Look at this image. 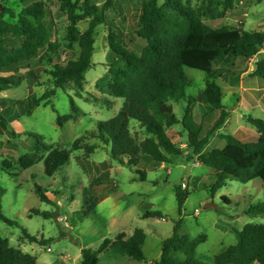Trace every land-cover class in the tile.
Instances as JSON below:
<instances>
[{"label": "rangeland", "instance_id": "obj_1", "mask_svg": "<svg viewBox=\"0 0 264 264\" xmlns=\"http://www.w3.org/2000/svg\"><path fill=\"white\" fill-rule=\"evenodd\" d=\"M38 0H7L6 8L20 12ZM49 7L46 21L51 40L59 43L57 54L41 50L39 57L31 62H22L8 72L20 77L16 87L0 93V112L11 108L7 115L11 130L0 133V186L5 194L0 197L2 214L13 224L0 217V236L11 245L38 259L42 264H80L82 249L97 248L105 239L115 240L121 233L131 235L142 228L147 241L144 255L148 264L159 260L162 241L173 235L176 224L181 221L179 235L196 238L207 236L199 246L195 258L213 264L215 255L237 241L234 233H225L223 222L242 229L249 223H264V207L254 214L246 212L252 205L264 202V184L260 179L243 184L229 180L226 187L214 196L211 186L216 182V171L202 165L198 158L188 161L193 150L188 147L189 131L183 124L188 102L170 101L179 122L168 128L172 140L183 149L182 155H171V163H157L142 156L140 164L132 169L121 166L110 157V147L104 146L93 134L99 121H108L118 114L124 100L111 97L108 85L125 67L109 48L107 29L99 26L95 34V53L91 69L86 74L84 93L78 95L73 85L65 92L55 87L51 72L56 66H66L80 56L78 43L69 46L67 40L69 21L60 10V0H45ZM102 7L107 0H94ZM197 18L213 28L243 27L247 31H264V0H235L234 8L224 10V0L213 6L212 12L201 9V0H182ZM145 0H115L114 8L105 13L106 20L120 28V37L137 53L146 42L136 35L138 17ZM162 5L164 0H158ZM207 7V4H205ZM208 14V15H207ZM89 23L82 21L78 28L84 32ZM264 50L262 51V53ZM260 56V55H259ZM259 56L251 59L237 58L229 65L217 64L214 77L222 88L223 102L231 113V119L218 134H230L244 142L257 140L259 132L246 122V117L264 120V79L253 76ZM190 80L188 96L194 98L188 118L200 138L206 136L218 119V110L202 101L207 75L198 70L185 68ZM45 93H53L50 100L58 113L44 107L38 100ZM70 97L79 108V115L59 127L58 114L75 115ZM92 97L100 98L96 102ZM112 102L105 104L104 100ZM131 127L137 131L139 140L145 138V130L137 122ZM41 136L47 147L71 150L70 162L54 176L44 172L41 162L31 169L19 164L22 156L34 152ZM79 140V150H72ZM96 146L88 155L87 146ZM226 141L216 136L208 151L224 149ZM45 156V153H41ZM12 168L7 172L5 163ZM146 173V181H140ZM185 184V187L183 186ZM42 188L49 203L41 201L36 187ZM189 193L182 213H179L176 190ZM228 198L225 202L223 198ZM207 203L217 208L205 210ZM199 209L200 213L195 214ZM32 210L50 212L52 218L31 213ZM160 211L166 219L144 218L148 212ZM86 214V216H85ZM232 217L228 219L226 217ZM222 222V223H221ZM29 237H35L32 243ZM48 241V243H43ZM184 259L183 255H178ZM100 264H146L129 257L107 258L100 256ZM257 264V263H254Z\"/></svg>", "mask_w": 264, "mask_h": 264}, {"label": "trees", "instance_id": "obj_2", "mask_svg": "<svg viewBox=\"0 0 264 264\" xmlns=\"http://www.w3.org/2000/svg\"><path fill=\"white\" fill-rule=\"evenodd\" d=\"M201 1V9L206 13L212 12L213 6L221 4L219 0ZM114 2L115 0H107L100 7L94 0H60V10L67 15L69 21V46L78 43L80 56L77 60H70L64 67L56 66L51 72L57 89L66 92L68 86L73 85L78 95H82L85 91L86 74L93 63L96 29L102 25L106 27L108 46L125 65L107 87L111 97L124 100L123 106L110 120L99 121L93 133L104 146L110 147L111 159L132 169L140 164L142 156L166 164L171 163V155H182L183 149L168 134V128L179 122L169 102L186 100L188 107L183 124L189 131L188 147L193 150L188 161L197 157L202 165L216 171L217 180L210 188L213 196L226 187L229 180L247 184L260 179L264 184V120L246 117V122L260 134L252 142H244L230 134H218L226 126L231 113L223 102L222 88L215 81L213 71L217 64L229 65L237 58L251 59L260 55L252 75L264 79V31H247L243 27L213 28L197 18L182 0H164L162 5L158 0H146L142 5L136 30V35L146 42V46L141 53H137L121 39L120 28L105 18V13L114 8ZM234 3L235 0H224V10L233 9ZM48 13L49 7L45 0H38L20 12L8 7L0 12V73L8 72L22 62L36 60L41 50L58 53L60 45L51 40L46 21ZM82 21L89 23L84 32H80L78 28ZM185 68L202 71L207 75L202 101L220 111L219 118L203 138L188 122L194 98L187 94L190 80L185 74ZM19 83L20 77L15 73L0 74V93ZM52 95L53 93H45L38 102L45 101L44 107H51L58 113L50 100ZM92 98L96 102L101 101L100 98ZM104 102L112 104L106 99ZM70 104L75 115L58 114L59 127L79 115V108L73 97H70ZM10 112L11 108L0 112L1 134L8 130L14 133L7 117ZM132 121L145 130L143 140H139L137 131L131 127ZM216 136L226 141L225 148L208 151V146ZM33 137L38 144L34 152L20 158L19 164L23 169H31L43 162L45 174L54 176L70 162L71 150L47 147L41 136ZM96 148L94 145L87 146L88 155L93 154ZM79 149L77 140L72 150ZM41 153H45V156ZM11 168L12 165L6 162L4 169L8 172ZM139 173L140 181H146V173ZM36 193L41 201L49 203L50 200L41 187H36ZM4 194L5 190L0 186V197ZM188 197L189 193L184 194L181 188L176 190L179 213H182ZM223 200L228 202V198L224 197ZM263 207L264 202L257 203L246 213L252 215ZM31 213L52 218L50 212L32 210ZM0 217L13 224L2 214L1 205ZM144 218L166 219V216L155 211L148 212ZM181 224L179 221L173 235L162 241L161 256L153 264H206L198 261L195 256L199 246L206 242L207 236H181ZM233 232L237 238L236 244L215 255L213 264H264V223H249L240 230L234 227ZM28 238L32 243L37 242L35 237ZM146 241L147 235L142 228H137L132 235L121 233L115 240L105 239L95 249H82L80 264H100L101 255L110 259L129 257L148 264L144 255ZM180 254L184 259L178 257ZM0 264L42 263L36 257L13 247L8 239L0 236Z\"/></svg>", "mask_w": 264, "mask_h": 264}, {"label": "crops", "instance_id": "obj_3", "mask_svg": "<svg viewBox=\"0 0 264 264\" xmlns=\"http://www.w3.org/2000/svg\"><path fill=\"white\" fill-rule=\"evenodd\" d=\"M3 1H7V0H3ZM145 1H146V0H145ZM257 78H258V77H257ZM219 116H220V111L218 110V118H219ZM230 119H231V117H230ZM230 119H229V120H230ZM229 120H228V122H229ZM228 122H227V124H228ZM227 124H226V125H227ZM225 127H226V126H225ZM225 127H224V128H225ZM220 132H221V131H220ZM221 223H222V222H221ZM223 226H224V229H223V230H224L225 233H234V232H233V228H234V227H233L232 223H230V222H223ZM234 234H235V233H234ZM131 235H132V234H131ZM236 242H237V241H236ZM235 244H236V243H235ZM160 256H161V254H160ZM159 258H160V257H159Z\"/></svg>", "mask_w": 264, "mask_h": 264}, {"label": "water", "instance_id": "obj_4", "mask_svg": "<svg viewBox=\"0 0 264 264\" xmlns=\"http://www.w3.org/2000/svg\"><path fill=\"white\" fill-rule=\"evenodd\" d=\"M4 9H5V7L0 3V12H1L2 10H4ZM212 208H217V205L214 204V203H207V204H205V206H204V209H205V210L212 209Z\"/></svg>", "mask_w": 264, "mask_h": 264}, {"label": "built area", "instance_id": "obj_5", "mask_svg": "<svg viewBox=\"0 0 264 264\" xmlns=\"http://www.w3.org/2000/svg\"><path fill=\"white\" fill-rule=\"evenodd\" d=\"M183 186L185 187V184H184V183H183ZM199 213H200V210H199V209H196V210H195V214L198 215Z\"/></svg>", "mask_w": 264, "mask_h": 264}]
</instances>
